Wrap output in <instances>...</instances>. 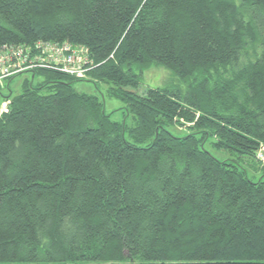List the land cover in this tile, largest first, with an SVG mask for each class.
I'll return each mask as SVG.
<instances>
[{"label":"trees","instance_id":"trees-1","mask_svg":"<svg viewBox=\"0 0 264 264\" xmlns=\"http://www.w3.org/2000/svg\"><path fill=\"white\" fill-rule=\"evenodd\" d=\"M263 31L264 0H0V47L69 42L93 64L32 71L0 112V264H264V180L245 169L263 160L264 39L242 61ZM153 63L186 91H133Z\"/></svg>","mask_w":264,"mask_h":264},{"label":"rangeland","instance_id":"rangeland-1","mask_svg":"<svg viewBox=\"0 0 264 264\" xmlns=\"http://www.w3.org/2000/svg\"><path fill=\"white\" fill-rule=\"evenodd\" d=\"M264 39V31L262 34H258L255 42L247 49L245 55L242 57V61L254 58V54L259 53L260 45L259 41ZM256 52V53H255ZM31 72H25L16 75L0 84V112L6 107L12 96L18 95L22 90V83L25 79H31ZM87 78V77H86ZM44 81V78L40 75H36L32 80L34 87L38 86ZM75 91L79 93H87L98 96L99 100L104 104V111L109 115L110 119L121 124L131 126L133 124L132 115L126 112L124 103L121 99L110 95V91L114 86L107 83L96 82L89 80L75 81L72 83ZM148 87H165L168 89H177L182 94L186 91L187 83L178 80L171 71L158 64H150L143 67L139 75V85L137 88L132 89L138 94H142ZM11 95V97H9ZM169 131L175 136H184L186 134L195 133L196 130L193 127V123L185 122L181 119L175 120L169 127ZM204 147L210 151V153L219 160L230 159L233 160L229 153L219 149L215 146L216 140L210 135H205ZM246 173L248 178L252 180H264V159L259 161L255 166H246ZM126 264H141L137 260L128 261Z\"/></svg>","mask_w":264,"mask_h":264},{"label":"built area","instance_id":"built-area-1","mask_svg":"<svg viewBox=\"0 0 264 264\" xmlns=\"http://www.w3.org/2000/svg\"><path fill=\"white\" fill-rule=\"evenodd\" d=\"M92 67L87 49L69 42L36 41L28 45L5 44L0 47V84L37 69L60 71L76 79H85ZM258 156L264 159V148Z\"/></svg>","mask_w":264,"mask_h":264}]
</instances>
